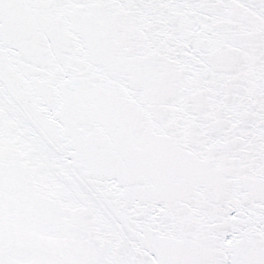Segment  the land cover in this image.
I'll return each mask as SVG.
<instances>
[{
    "label": "snow or ice",
    "instance_id": "1",
    "mask_svg": "<svg viewBox=\"0 0 264 264\" xmlns=\"http://www.w3.org/2000/svg\"><path fill=\"white\" fill-rule=\"evenodd\" d=\"M0 264H264V0H0Z\"/></svg>",
    "mask_w": 264,
    "mask_h": 264
}]
</instances>
